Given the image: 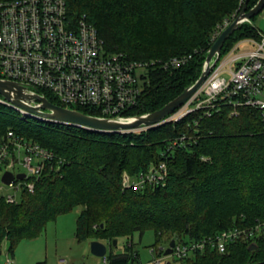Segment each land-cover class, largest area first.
<instances>
[{
	"label": "trees",
	"instance_id": "obj_1",
	"mask_svg": "<svg viewBox=\"0 0 264 264\" xmlns=\"http://www.w3.org/2000/svg\"><path fill=\"white\" fill-rule=\"evenodd\" d=\"M258 0H248L246 11ZM244 0H66L68 16H82L97 31L108 54L147 67L139 83L138 104L130 117L161 109L200 76L207 51L234 20ZM251 18L225 41L220 59L244 40L259 41ZM228 23L225 27L224 24ZM185 58L178 68L164 62ZM40 93V92H39ZM43 96L63 106L50 93ZM220 101L219 112L192 113L173 124L137 132H97L22 116L0 103V139L8 132L51 152L32 192L17 203L0 200V254L21 240L37 238L49 222L76 207L77 241L106 244L105 264L138 263L131 238L151 231L160 240H199L222 230L264 221V121L262 111ZM224 102V103H223ZM75 110L100 117L93 109ZM185 137L180 142V138ZM178 145L168 150L173 142ZM183 144V146L180 145ZM165 164L157 186H124ZM124 238L121 253L112 242ZM229 245L223 254L192 252L181 264H264V239ZM163 254L162 250L158 255ZM37 264H45L38 262Z\"/></svg>",
	"mask_w": 264,
	"mask_h": 264
},
{
	"label": "built area",
	"instance_id": "obj_2",
	"mask_svg": "<svg viewBox=\"0 0 264 264\" xmlns=\"http://www.w3.org/2000/svg\"><path fill=\"white\" fill-rule=\"evenodd\" d=\"M84 18L73 21L68 16L66 0H0V79L21 84L38 95L50 93L64 108H89L100 113V117L113 120L130 117L126 112L138 104L139 83L147 65L128 61L122 54H108L96 29ZM259 36V41L244 40L224 58H219L194 94L160 125L175 124L197 112L210 117L219 112V102L224 100L233 106L261 110L264 121V33ZM241 44H250L254 50L241 51ZM184 62L185 58H172L161 66L163 69L178 68ZM0 103L11 106L22 116L51 121L10 105L2 97ZM175 145L178 142L174 141L168 150ZM53 159L51 152L8 132L0 139V188L10 187L20 196L22 191L32 192L33 180L39 178L44 164ZM16 165L25 168L26 173L15 171ZM5 172L14 177L25 176L5 185L1 181ZM165 175V164L161 163L156 169L140 174L136 180L123 174V184L126 187L157 186ZM15 194L0 195V200L17 203ZM259 239H264V221L222 230L196 241L173 239L171 256L179 260L192 252L206 250L223 254L231 244L243 242L250 247ZM4 264H13L8 251ZM59 264L67 263L60 260Z\"/></svg>",
	"mask_w": 264,
	"mask_h": 264
},
{
	"label": "water",
	"instance_id": "obj_3",
	"mask_svg": "<svg viewBox=\"0 0 264 264\" xmlns=\"http://www.w3.org/2000/svg\"><path fill=\"white\" fill-rule=\"evenodd\" d=\"M248 0H244L240 13L234 20L218 35L211 47L207 51V56L203 64L202 72L199 78L191 85L186 87L183 92L175 99L167 103L161 109L141 116L126 117L119 120H113L102 117L85 115L79 111L64 108L62 106L49 102L43 95L29 92L28 89L18 83L0 79V96L5 102L20 108L27 113L43 117L45 119L58 123H66L92 131L117 132L133 131L141 128H153L158 125L176 109L182 106L201 86L211 70L214 68L220 58V52L225 41L236 31L244 22H249L251 18L258 15L264 9V0H258L250 10L246 11ZM24 174H18L15 177L5 172L1 181L9 185L14 179L22 180ZM116 245V240L112 242ZM174 240H170L167 249L163 251V256H171ZM256 246L251 245L249 250H255ZM91 253L100 258H104L107 253V246L98 241L90 243ZM169 264V263H166Z\"/></svg>",
	"mask_w": 264,
	"mask_h": 264
},
{
	"label": "rangeland",
	"instance_id": "obj_4",
	"mask_svg": "<svg viewBox=\"0 0 264 264\" xmlns=\"http://www.w3.org/2000/svg\"><path fill=\"white\" fill-rule=\"evenodd\" d=\"M252 24L264 33V9L255 16ZM239 49L241 51L254 50L250 44H241ZM15 171L26 173V169L21 165H16ZM14 194V190L10 187L2 186L0 188L1 196ZM15 195L17 201H19L20 194L16 193ZM80 211L81 207H76L71 212L58 216L55 221L49 222L37 238L21 240L13 250V256H11L13 264H37L38 262L59 264L60 260L65 261L67 264H105L103 258L96 257L91 253V240L79 242L74 236L75 220ZM131 242L132 250L138 253L139 258L138 263L135 264H181L173 256L158 255V251L165 250L169 242L163 239L156 243L151 231H146L141 238L138 233H135L131 238ZM125 244L126 239H117L116 245L112 246V251L121 253ZM6 252L7 245L5 244L0 254V264H4ZM191 256L192 254H189V258ZM156 261H159V263H156Z\"/></svg>",
	"mask_w": 264,
	"mask_h": 264
},
{
	"label": "clouds",
	"instance_id": "obj_5",
	"mask_svg": "<svg viewBox=\"0 0 264 264\" xmlns=\"http://www.w3.org/2000/svg\"><path fill=\"white\" fill-rule=\"evenodd\" d=\"M167 249V248H166Z\"/></svg>",
	"mask_w": 264,
	"mask_h": 264
},
{
	"label": "crops",
	"instance_id": "obj_6",
	"mask_svg": "<svg viewBox=\"0 0 264 264\" xmlns=\"http://www.w3.org/2000/svg\"><path fill=\"white\" fill-rule=\"evenodd\" d=\"M106 245V244H105Z\"/></svg>",
	"mask_w": 264,
	"mask_h": 264
}]
</instances>
